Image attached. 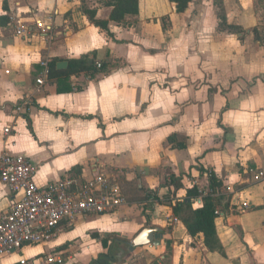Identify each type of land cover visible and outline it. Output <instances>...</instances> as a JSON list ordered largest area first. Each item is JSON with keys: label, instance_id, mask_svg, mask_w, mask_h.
<instances>
[{"label": "crops", "instance_id": "obj_1", "mask_svg": "<svg viewBox=\"0 0 264 264\" xmlns=\"http://www.w3.org/2000/svg\"><path fill=\"white\" fill-rule=\"evenodd\" d=\"M216 2L191 0L178 13L169 0H138V14L123 24L109 21L106 38L80 13V0H0V155L25 157L40 187L103 174L127 203L72 228L63 224L49 243L0 257V264L46 257L90 264L106 253L101 239L114 234L131 244L149 226L161 229L159 246L115 244L114 252L121 246L128 254L112 264H264V179H256L264 170V35L253 34L262 23L255 0H220L227 24L243 32L219 30ZM107 4L84 3L102 21L112 9ZM91 52L96 65L107 64L105 74L79 72L60 84L47 75L37 85L43 62L48 70L52 60ZM237 77L239 85L229 86ZM208 171L221 183L214 195L221 253L205 248L202 235L187 234L164 202L172 188L161 187L173 174L184 186L177 199L191 186L206 195ZM158 188L159 202L128 201L135 190ZM13 201L0 184V218ZM63 234L69 236L58 241Z\"/></svg>", "mask_w": 264, "mask_h": 264}, {"label": "built area", "instance_id": "obj_2", "mask_svg": "<svg viewBox=\"0 0 264 264\" xmlns=\"http://www.w3.org/2000/svg\"><path fill=\"white\" fill-rule=\"evenodd\" d=\"M17 35H22L20 30ZM44 79L36 83L42 86L48 75L43 62ZM98 68L100 64L96 65ZM9 129L4 133L8 134ZM35 170L23 156L0 155V184L8 189L14 201L0 218V257L19 253L24 247L43 245L52 241L63 224L72 228L78 219L112 213L126 205L118 184L103 174L81 181L65 177L45 186H38ZM264 179V170L256 175ZM200 201V198H199ZM219 216V212H215ZM19 264H61L56 257H46L29 263L20 258Z\"/></svg>", "mask_w": 264, "mask_h": 264}, {"label": "trees", "instance_id": "obj_3", "mask_svg": "<svg viewBox=\"0 0 264 264\" xmlns=\"http://www.w3.org/2000/svg\"><path fill=\"white\" fill-rule=\"evenodd\" d=\"M82 5L80 8V13L86 17V19L94 27H96L106 38H111L112 35L108 29V22H113L115 24H123L124 20L128 16H136L138 14V0H108V6H110L111 12L109 14L108 21H102L96 19L95 10L88 9L84 3L86 0H80ZM176 6V11L181 13L185 10L188 3L191 0H169ZM261 4L262 11V30L260 32L254 29L253 34L257 39H262L264 35V0H258ZM219 8L218 12V28L222 31H226L231 34L239 35L242 34V30L234 25H228L226 21V16L223 12L220 0L215 3ZM263 33V35L261 34ZM95 54L94 52L82 55L76 60H70L68 62V68L64 71H58L56 69V59L49 62L48 65V78L56 79L60 84L67 80L72 74L79 72H86L92 78L97 74H105L107 72V64L100 63L98 68L94 63ZM57 91L61 92L60 88ZM208 182H209V193L202 195L196 187L191 186L186 189V195L182 199H177L176 193L178 190L183 189V184L181 183L182 178L176 177L173 174L167 176L168 181L164 183L161 187L172 188L170 195L164 197V202L170 206L173 215L177 218L185 227L187 234L191 237L198 235L203 236V245L210 252L221 253V245L218 241L214 221L216 219V210L218 207V200L214 197L218 194L221 188L220 181L216 178L212 171H208ZM158 189L149 191H139L135 190L128 201H133L141 204L143 201H160L158 197ZM200 197L201 206L195 207L194 200ZM227 208L232 210L235 208L230 205V199ZM145 209V208H144ZM151 210V209H149ZM102 246L106 249L105 254H101L97 259L90 262V264H112L116 262V255L114 252L115 244H125L130 246L129 241L123 240L116 235H111L109 237L101 239Z\"/></svg>", "mask_w": 264, "mask_h": 264}, {"label": "rangeland", "instance_id": "obj_4", "mask_svg": "<svg viewBox=\"0 0 264 264\" xmlns=\"http://www.w3.org/2000/svg\"><path fill=\"white\" fill-rule=\"evenodd\" d=\"M261 4H259L258 3V0H255V11L257 12V14L258 15H255L256 16V18L257 19H259V22H261L262 21V11H261ZM262 23V22H261ZM218 30V29H217ZM220 30V29H219ZM218 30V31H219ZM237 36V35H236ZM250 37H251V34H250ZM239 80H241V78H239V77H237V78H235V79H230L229 80V86H232L233 84H236V85H239ZM249 83H251V81H249V82H246V84L245 85H249ZM226 84V83H225ZM224 84V85H225ZM213 85H221L220 83H215V84H213ZM216 87V86H215ZM240 91H242V89L240 90ZM244 91V90H243ZM237 92V91H236ZM239 93H241V92H238L237 94L235 93V98H236V96H238L239 95ZM4 127V125H3V122L2 121H0V129H2ZM20 130H21V128H19ZM19 137H21V135L19 136ZM9 139V138H8ZM17 142H23V141H21L20 140V138H18L17 140H16ZM16 148H17V146H16ZM15 148V149H16ZM41 156H43V153H41V154H38V157L40 158ZM115 175H118L119 177H118V179H120V178H123V177H121V174H115ZM125 178V177H124ZM134 190V187H132V189H131V191H133ZM135 221H130V222H127V223H125L124 225H121V228L122 229H120V231H119V234L121 235V236H124V234H126V232H128V230H129V228L130 227H132V225H133V223H134ZM76 231H74V234H76V232H78L79 231V228L78 227H76V229H75ZM73 234V233H72ZM64 236V237H63ZM66 236H69V234L68 235H65V234H63L62 236H60V238L58 239V241L61 239V237H63V238H66ZM68 238V237H67ZM127 248L126 247H117L116 248V252H115V255H116V260L117 261H121V260H123L126 256H127ZM119 255V256H118ZM118 256V257H117Z\"/></svg>", "mask_w": 264, "mask_h": 264}, {"label": "water", "instance_id": "obj_5", "mask_svg": "<svg viewBox=\"0 0 264 264\" xmlns=\"http://www.w3.org/2000/svg\"><path fill=\"white\" fill-rule=\"evenodd\" d=\"M68 66L67 61H61L56 64L57 70H65ZM162 239L161 229L158 227H146L142 229L137 235L133 238L130 244V250L135 247H141L150 245L152 247H158Z\"/></svg>", "mask_w": 264, "mask_h": 264}]
</instances>
